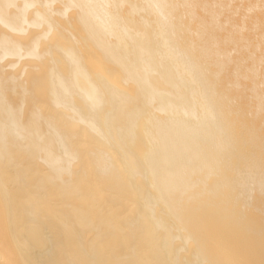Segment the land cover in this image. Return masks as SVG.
<instances>
[{"label": "bare ground", "instance_id": "1", "mask_svg": "<svg viewBox=\"0 0 264 264\" xmlns=\"http://www.w3.org/2000/svg\"><path fill=\"white\" fill-rule=\"evenodd\" d=\"M93 146L135 222L72 170ZM129 223L164 264H264V0H0V264H141Z\"/></svg>", "mask_w": 264, "mask_h": 264}, {"label": "water", "instance_id": "2", "mask_svg": "<svg viewBox=\"0 0 264 264\" xmlns=\"http://www.w3.org/2000/svg\"><path fill=\"white\" fill-rule=\"evenodd\" d=\"M40 66H42V65L39 64L37 68L41 69ZM32 72H34V71H32ZM33 77L34 76H32L31 80H29V82L26 83V85L30 91V95L32 97H34V95H35V87H36V82H34V80L32 79ZM54 108L56 109L55 106H54ZM50 109H51V111H53L51 107H50ZM63 125L71 133V143L74 142L76 145L79 143L86 144V141H88V139L93 140V138L90 137L91 135L88 132H86V133L81 132L80 133L85 138L82 135H80L79 133H76V135H74L72 133V131H74V130L76 131L78 129L77 123H74V122H71L70 120L64 119ZM82 131H84V130H82ZM78 136L83 137V139L79 141ZM95 143H97V142H95ZM187 150L196 151L192 147H189ZM101 151L102 150L100 148H96L94 146H93V149L90 150L88 153L84 152L83 150L78 151L77 149L75 151H71L73 153L72 154L71 168H72V170H75L74 169L75 166L80 167V170L78 171L77 175L79 176V178L83 179L82 180L83 182H85L87 178H91L90 176L93 175L97 179L96 186L99 187L100 184H102L103 187H101V188L104 189V187L106 185H109L110 186L109 190H110L111 194L113 195V197H115V196L119 197V199H112L110 201V205L113 207H120L122 210L127 211V215H126L127 220L135 222L136 217L134 219L132 211L130 210L131 206H133V204H131L129 202V199L127 198V196H128L127 187H126V184L121 179V173L118 170H116L114 167H111L109 170H107L104 173H97L96 172L97 166L95 165V161H94L92 155L98 156L99 154H101ZM89 159H91L90 162H89ZM190 159H191V161L197 160V154H190ZM33 166H35V165L33 164ZM29 179H31V177H26V179H25V187L26 188L33 186V181L29 180ZM40 185L47 188V193L49 191L51 193H53L52 192L53 190H51L50 187H48V184L35 183L36 187H39ZM62 194H65V193H62ZM195 197H197V196H195ZM131 218H133V220ZM127 226L128 227L125 230L123 241L126 243H133L134 246L136 245L137 251L140 252V257L137 258L138 262L143 264V262H144L143 260H144V258H146V259H148L150 264H164L159 253L155 250L154 243L152 241L151 236L149 234H147L144 230H142L141 225H138L136 223L135 224L129 223ZM56 229H59V226L54 228V230H56ZM140 232H143V233H140ZM249 255H250V253H249Z\"/></svg>", "mask_w": 264, "mask_h": 264}, {"label": "rangeland", "instance_id": "3", "mask_svg": "<svg viewBox=\"0 0 264 264\" xmlns=\"http://www.w3.org/2000/svg\"><path fill=\"white\" fill-rule=\"evenodd\" d=\"M122 210V209H121ZM123 212H125V211H123ZM123 212H121L120 213V217H123ZM126 214H127V212L125 213V216H124V218H119L121 221H124L125 220V218H126ZM86 235V234H85ZM117 256H121V254L119 253V252H117Z\"/></svg>", "mask_w": 264, "mask_h": 264}]
</instances>
